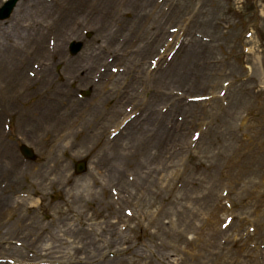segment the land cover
I'll return each mask as SVG.
<instances>
[{
  "label": "rangeland",
  "instance_id": "obj_1",
  "mask_svg": "<svg viewBox=\"0 0 264 264\" xmlns=\"http://www.w3.org/2000/svg\"><path fill=\"white\" fill-rule=\"evenodd\" d=\"M87 261L264 264V0H28L0 23V264Z\"/></svg>",
  "mask_w": 264,
  "mask_h": 264
},
{
  "label": "bare ground",
  "instance_id": "obj_2",
  "mask_svg": "<svg viewBox=\"0 0 264 264\" xmlns=\"http://www.w3.org/2000/svg\"><path fill=\"white\" fill-rule=\"evenodd\" d=\"M36 8H38V7H36ZM36 26V28H35V30L33 31V34H29L30 35V38H29V43L30 44H32V45H34L35 44V41H36V33L40 36V34H42V31L41 30H39V29H42L43 27L42 26H40V25H35ZM16 70H18V67H16ZM39 113H46V109L44 108V110L43 111H41V112H38V114ZM47 113H48V115L50 116L51 115V113H52V109L50 108L49 110L47 109ZM38 234H36V236H37ZM35 237V236H34ZM23 247L25 248V249H36L37 248V243H36V241H30V242H27V243H24V245H23ZM18 250L17 249H13V252H17ZM20 253H22V251L20 252ZM87 264H89V261H87Z\"/></svg>",
  "mask_w": 264,
  "mask_h": 264
},
{
  "label": "water",
  "instance_id": "obj_3",
  "mask_svg": "<svg viewBox=\"0 0 264 264\" xmlns=\"http://www.w3.org/2000/svg\"><path fill=\"white\" fill-rule=\"evenodd\" d=\"M17 0H10L6 5H5V7H4V9H3V13L5 12V14L7 15V14H9V12H10V10L12 9V7L14 6V4H15V2H16Z\"/></svg>",
  "mask_w": 264,
  "mask_h": 264
}]
</instances>
